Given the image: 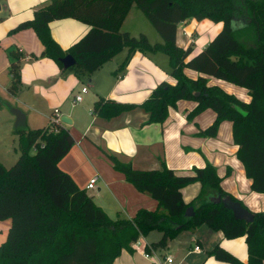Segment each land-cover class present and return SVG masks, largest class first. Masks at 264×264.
<instances>
[{"label":"trees","instance_id":"trees-1","mask_svg":"<svg viewBox=\"0 0 264 264\" xmlns=\"http://www.w3.org/2000/svg\"><path fill=\"white\" fill-rule=\"evenodd\" d=\"M132 6L142 11L161 43H149L144 34L134 37L120 31ZM66 18L91 28L63 52L52 40L48 24ZM189 19L222 24L209 44L194 55L191 46L182 49L176 44L177 26ZM26 29L33 30L41 42L40 57L55 60L63 70L59 60L70 55L76 63L67 70L76 67L78 75L89 76L124 50L118 72L137 52L166 55L175 84H158L139 106L148 115L145 124H162L168 109L182 100L197 103L187 116L190 119L210 109L215 119L200 135L215 137L223 121L231 122L236 156L250 189L264 195V0H50L11 33ZM187 69L198 73V78H188ZM9 74V92L15 94L20 84L18 58L11 62ZM209 78L245 89L249 103L208 85ZM135 107L99 98L92 113L109 120ZM73 144L69 130L50 120L47 126L20 133L19 156L13 165L5 167L0 162V221H10L0 244V264H113L123 250L131 251V245L151 231L162 234L151 244L158 249L180 232L200 226L221 231L227 239L245 237L247 264H264V213H254L253 222L247 224L234 220L223 203L213 202L217 197L238 200L223 191L212 165L178 175L163 162L158 170L139 171L110 156L113 168L158 204L157 210L141 209L131 219H112L58 167ZM193 183L201 185L194 199L200 202L197 207L182 198V189ZM188 207L195 211L191 218L184 216ZM208 256L243 264L218 244Z\"/></svg>","mask_w":264,"mask_h":264},{"label":"crops","instance_id":"crops-1","mask_svg":"<svg viewBox=\"0 0 264 264\" xmlns=\"http://www.w3.org/2000/svg\"><path fill=\"white\" fill-rule=\"evenodd\" d=\"M49 1L0 0V92L6 95V103L16 96L9 92L12 82L9 68L11 62L18 58L21 89L17 93L16 104L26 106L28 101L30 108L34 106V110L30 109L32 113L28 121L41 119L50 122L54 110H58L59 120L63 116L70 120V125L61 124L69 130L74 144L59 161L58 167L72 178L78 188L90 194L94 203L110 218L131 219L141 209L151 212L157 210L158 204L150 195L139 192L127 182L124 174L113 168L110 156L139 171L158 170L163 162L178 175H189L193 169H202L210 164L220 177L221 188L225 193L233 196L251 212L264 213V195L251 191V182L237 159L238 146L233 142L231 122L223 121L215 137H204L200 133L213 123L215 113L207 109L190 119L187 116L197 103L182 100L175 108L168 109V116L162 124H145L148 115L139 106L158 84H175L170 76V63L166 55L137 52L125 69L118 72L125 57V54H120L83 79L74 76L69 70L60 69L55 60L40 57L43 46L33 30L11 33L20 23L32 20L34 11ZM190 20L194 19L177 26L176 44L182 49L195 44L196 30L201 26V22L186 26ZM179 27L182 28L181 34ZM206 27L214 29L213 37L221 30L220 27L216 29L208 24ZM48 28L52 40L61 51L67 52L91 27L66 18L50 22ZM213 37L205 39L196 52L191 46V55L203 50ZM184 72L190 79L199 76L188 69ZM83 81L88 83L89 88L83 85ZM208 85H217L244 103L250 101L245 89L236 88L225 81L209 78ZM78 86L87 89L83 96L87 97L88 102L82 107L79 104L72 106L70 101L74 93L80 91ZM22 91L28 97L27 100L25 97L21 99ZM99 98L134 104L136 107L106 120L92 113L93 103ZM5 105L8 111L0 108V162L7 167V164L16 160L15 131L12 129L15 117L12 114L10 117L8 113L10 109L19 110V107ZM56 106H60V109ZM25 112L29 114L27 110ZM25 117L27 126V115ZM93 178H97L95 187L88 191L86 187ZM200 191L199 183L184 187L183 201L186 204L193 202V207L199 206L200 202L194 199ZM9 227V220L0 221V244L6 239ZM161 237L159 231L139 237L140 248L151 246ZM217 244L241 263L247 264L245 237L227 239L221 231L210 230L206 226L182 231L165 248L154 250L161 258H173L175 264H227L208 256V252ZM195 247L199 251H195ZM113 264L150 263L141 252L131 248V251L123 250Z\"/></svg>","mask_w":264,"mask_h":264},{"label":"rangeland","instance_id":"rangeland-1","mask_svg":"<svg viewBox=\"0 0 264 264\" xmlns=\"http://www.w3.org/2000/svg\"><path fill=\"white\" fill-rule=\"evenodd\" d=\"M194 22H201V26L196 30V34H195V37H194L195 38V44L194 45H189V46H192V48H194L193 49L194 52H196L197 50H199V47H200L199 45L201 43H204L205 39L213 37V35H214V29H210L209 30V28H207L206 25L208 24L209 26H213V28H216V29L218 27H220V29H221L222 28V24H216V23L210 22L208 20H202V21L190 20L188 22V25H186V26H189L190 24H193ZM181 29L182 28L179 27V34H181ZM120 31L121 32H128L134 37H137L139 34H144L146 36L147 40L149 41V43H151V44L161 43L162 42L161 36L156 32V30L151 25V23L146 19L145 15L142 13V11H140L135 6H132L130 8L129 12L127 13V15H126V17H125V19H124V21H123V23L121 25ZM180 38H181V35H180ZM181 40H183L186 43L185 39L181 38ZM120 54H125L126 55V51L124 50ZM120 54H118L117 56H121ZM163 57H165V56H163ZM69 72H71L72 74H74V76H77L79 78H83V79L87 78V75H84V74H79L78 75V73L76 72V67L71 69V70H69ZM83 82H84L83 85L88 87V83L85 82V81H83ZM20 89H21V87L19 86L18 90L15 92L16 96L13 99L10 98L9 99V103L8 102L6 103V101H5L6 95H4V93L0 92V108H3L4 110L8 111L7 108L5 107L6 106L5 104H7V105H10V107H12V108H14L15 105H17L19 107V110L23 114H25L26 113L25 111L27 110V112H29V114H27V113L25 114V115H27V127H29V129H31V130L49 125L50 122L48 120L42 121L40 119V120H37L35 122H32L31 120L28 121V117H30V113H32V111L30 109L34 110V106L30 108L31 104H29L28 101L26 103V106H24L23 104H21V106H20V104H16L17 101H18L17 100V97H18L17 93L20 92ZM77 89H80V86H78ZM77 89H75V92L77 91ZM20 96H21V99H22V97L26 96V95H24V91H22ZM25 99L27 100L28 97H25ZM69 102H68V106L70 107ZM87 102H88L87 97L83 96V101L79 104V107L84 106ZM56 107H58V109H60V106H56ZM8 114L11 117L10 112ZM33 114H34V112H33ZM31 118H32V116H31ZM19 136H20L19 132H14L13 138H14V147L16 148V150H15L16 160H17V158L19 156V146H20L19 145ZM14 162H11V164H7L8 165L7 167H10L11 165H13ZM151 232H153V231H151Z\"/></svg>","mask_w":264,"mask_h":264},{"label":"water","instance_id":"water-1","mask_svg":"<svg viewBox=\"0 0 264 264\" xmlns=\"http://www.w3.org/2000/svg\"><path fill=\"white\" fill-rule=\"evenodd\" d=\"M59 62L62 64V67L64 70H67L75 65V60L72 58V56L67 55L64 58H61ZM10 114H12L15 117V122L13 126V130L15 132H26L27 126H26V117L25 115L18 109H10ZM60 122L62 124L70 125V120L63 116L60 119ZM215 203H223V205L231 211L232 216L234 220L236 221H243L247 224H250L254 220V213L248 210L246 207H244L239 201H232L230 197H226L221 199L220 197L215 198L212 200ZM194 208L188 207L185 211L184 216L186 218H191L194 216Z\"/></svg>","mask_w":264,"mask_h":264},{"label":"built area","instance_id":"built-area-1","mask_svg":"<svg viewBox=\"0 0 264 264\" xmlns=\"http://www.w3.org/2000/svg\"><path fill=\"white\" fill-rule=\"evenodd\" d=\"M87 92V89L85 87L81 88L80 91L76 94L73 95L72 100H71V105L76 106L80 104L83 101V94ZM51 121H57L60 122L59 117H58V110H54L53 115L50 119ZM61 123V122H60ZM97 178H93L90 180L88 183L86 190H92L95 187ZM131 248L134 251H139L143 254L144 258L149 261L150 264H175L173 258L166 256L164 258L159 257L156 253L153 247L151 246H146L145 249L140 248V242L139 239L135 241L132 245ZM195 251H199L198 247L194 248Z\"/></svg>","mask_w":264,"mask_h":264}]
</instances>
